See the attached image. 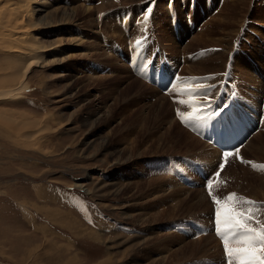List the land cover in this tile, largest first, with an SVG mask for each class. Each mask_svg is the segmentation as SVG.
Returning a JSON list of instances; mask_svg holds the SVG:
<instances>
[{
	"label": "rangeland",
	"instance_id": "1",
	"mask_svg": "<svg viewBox=\"0 0 264 264\" xmlns=\"http://www.w3.org/2000/svg\"><path fill=\"white\" fill-rule=\"evenodd\" d=\"M0 1L6 2V0ZM127 1L84 0L85 7L91 9L93 14L90 22H86V17L82 14L78 26L66 25L61 32L58 29L51 33L44 32V29H41L44 33L40 30H38L40 32H31L33 36L36 35L37 41L46 46L63 37V40L70 37L71 40H75V44L74 47H67L70 49L69 54L73 53L72 60L67 64H51L46 68H36L26 82V90L21 91L17 98L0 99V119L5 124V126L0 125V264H143V262L150 264L151 261L160 259L159 253L163 251H167V257L171 258L166 264H193L198 260L208 264V261L206 262L208 258L217 262L221 259L220 245L213 235L192 240L180 234L185 230V220L193 217L207 221L211 213V205L204 190L202 188L190 190L178 184L169 174L167 165L160 167L161 176L150 175V167L147 166L150 161L156 162L168 156H191L214 168L219 152L211 149L207 143L180 126L174 117L173 105L169 98L157 88L135 77L128 63L113 53L112 42L114 41V48L120 45L125 50V46L131 47V42H135V39L146 37L144 33L146 32L152 35L151 39L154 41L155 38L160 47L173 58L184 59L186 54L189 56L191 53L204 51L205 54L201 59L189 60V63L184 65L182 72L188 81L193 78L199 79L200 75L224 72L229 54L234 49V40L239 39L238 47L246 55L240 53L235 56L233 68L235 79L232 80L237 83L239 89L245 87L246 92L251 88L258 91L264 88V0H224V3L223 0H214L213 13L211 11L213 8L208 9L204 0H198L203 10L199 9V5L191 6L197 9L192 20L197 26H201L199 31L197 29L192 31L187 21L186 13L190 12V0H186L187 6L185 0H171L174 3L173 11H178L175 22L178 24L179 32L176 31L177 27L174 28L170 17L168 7L170 0ZM53 3L57 4L53 7H70V0H53ZM227 5L232 8L228 10ZM149 6H152L153 10L145 27L143 14ZM216 7L220 8L217 13H215ZM105 13L107 14L102 19ZM36 17L37 22L42 15ZM118 17L121 19L119 20ZM122 19L135 33L131 42H126L124 37L121 28ZM117 28L120 31H117ZM103 37L111 43L110 48L105 47ZM76 41L78 45L81 42L79 47ZM9 44L6 47L13 48L14 43ZM85 44L91 47L92 51L89 47L85 48ZM220 55L224 57L221 58ZM163 57L166 59L165 55ZM210 58L214 60L211 61ZM19 59L22 61L19 62ZM24 62V58L18 53H0L1 93L9 89L6 88L8 87L6 81L11 76L19 80L14 77L12 69L16 63L23 65ZM91 75L96 79L89 83L90 86L84 87L81 82ZM98 77L102 80L97 81ZM133 79L137 80L136 82H144L147 87L142 85L144 89L141 88V93L137 95L134 94L136 90L132 89L131 97L125 98L120 94L121 90L128 83L134 82ZM162 79V85H168L169 79L166 77ZM207 85L208 81L205 87ZM135 87L138 89L140 86L136 84ZM177 90L173 88L172 93ZM84 91L90 92L89 97L84 98L86 100L75 99L76 95L80 92L85 93ZM254 94L258 93L254 92ZM160 97H165L168 103L166 102L165 111H160L157 120H154V116L146 125L141 140L144 142L143 148H146L145 154L133 158L124 165L113 163L111 155L114 150L110 144L119 142L121 133L117 132L118 134L109 136L107 139L109 146L102 145L100 137H106L111 133V129L119 124L120 127H124L121 124L127 118L122 115L125 109L131 108L135 113L138 108H144L145 103L149 102L155 104L153 111L159 112ZM130 98L132 99L128 101ZM106 100L114 109L113 122L111 120V124H103L102 128H98L100 122L96 123L97 120L94 116L91 117L90 110L96 107L95 104ZM254 100L260 102L257 98ZM127 101L130 103L133 101L135 105L125 106L128 104ZM170 121H174V124L169 123ZM7 124L21 125L20 130L23 131L15 132ZM170 127H172L171 134L165 135V128ZM133 128L131 126L126 131ZM189 134L203 144L195 141L197 146H192L188 142ZM158 135L163 136L164 139L160 141ZM128 145L126 143L125 147ZM243 152L250 158L264 162V133L259 132L254 136L243 148ZM140 153L141 150L138 154ZM121 175L127 178L126 181ZM225 176L237 179L235 182L232 181L234 182L232 190L257 200H264L263 173H256L240 166L228 167ZM163 177L169 181H165ZM151 181L153 183H150ZM115 183H120L122 186L141 183L144 186L142 191L129 198L126 195L113 193L111 186ZM81 184L85 188H81ZM76 196L83 205L87 202L86 211L90 217L91 212L97 211L96 206H98L109 214L110 220L101 222L100 226L97 224L96 229L87 224L84 209L75 204ZM152 205L156 206L152 208L153 212L149 210ZM131 207L135 209L132 210ZM168 209L169 211H165ZM172 209L174 214L170 212ZM28 210L33 213L30 214ZM137 211H141V214L143 212L148 217V221L143 226L133 223L131 219L132 214L138 213ZM97 217H99L98 213ZM153 220L155 225H152ZM173 222L176 224L172 229L164 230L166 225ZM29 223L34 225L35 231L30 229ZM148 238L154 241L151 243ZM127 249L133 251L125 255Z\"/></svg>",
	"mask_w": 264,
	"mask_h": 264
},
{
	"label": "bare ground",
	"instance_id": "2",
	"mask_svg": "<svg viewBox=\"0 0 264 264\" xmlns=\"http://www.w3.org/2000/svg\"><path fill=\"white\" fill-rule=\"evenodd\" d=\"M125 1V0H124ZM131 1V0H128ZM127 1V2H128ZM133 1V0H132ZM135 1V0H134ZM138 1V0H137ZM136 1V2H137ZM238 2V1H237ZM103 3V2H102ZM126 3V2H125ZM131 3V2H130ZM242 3V2H241ZM51 4V5H50ZM54 5L57 6V4L53 3V0H6V2H2L0 1V53H18L20 54L25 62H24V66L19 63L15 64L14 69H12L14 72V77L18 78L19 80H15V78H11L6 81L9 88L7 91H3L2 93L0 92V99H11V98H17V96H19V93L25 89V86L27 85L26 82H28L29 77L32 73H34L36 68H46L51 66V64H64V63H68V61L72 60V54H69L68 51H70L69 48H67L68 46H73L75 44V40H71L70 39H66L63 40V38H59L57 40L52 41L49 45H43L41 44L39 41H37L38 38H35V36H33V34L31 32L34 31H38L40 30L41 32H43L41 29H44V32L47 33H51L55 30L58 29L59 32L63 31V27L66 25H77L78 21H81V15L83 14L84 17H86V22L89 21L92 17V13H91V9L86 8L84 5V0H70V7L65 8L58 6V7H53ZM69 6V5H68ZM96 6V5H95ZM100 7V6H99ZM98 7V8H99ZM111 7V6H110ZM109 7V8H110ZM115 7V6H113ZM225 7V6H224ZM70 8V9H68ZM94 8V7H93ZM228 10H230L232 7L227 5ZM226 8V9H227ZM106 10V9H105ZM226 10V11H228ZM101 11V10H100ZM104 11V10H103ZM94 13V12H93ZM39 15L42 17H40V20L36 22V20L38 19L36 16ZM216 18V17H215ZM84 19V18H83ZM82 19V20H83ZM97 19V18H95ZM216 20V19H215ZM94 21V20H93ZM165 21V20H164ZM88 22V24H89ZM95 22V21H94ZM97 24V22H95ZM80 24V23H78ZM82 24V23H81ZM91 24V23H90ZM118 25V24H117ZM78 26V25H77ZM94 26V25H93ZM92 26V27H93ZM96 26V25H95ZM98 26V25H97ZM86 27V25H85ZM89 27V26H88ZM91 28V27H90ZM94 28V27H93ZM115 29V26L114 28ZM88 30V29H86ZM93 30V29H92ZM112 30V29H111ZM119 29L117 28V31ZM38 31V32H40ZM57 31V32H58ZM120 31V30H119ZM43 32V33H44ZM113 32V31H112ZM42 33V34H43ZM97 33V32H95ZM117 33V32H116ZM32 34V35H31ZM41 34V33H40ZM44 35V34H43ZM197 35V34H196ZM48 36V34H47ZM60 36V35H59ZM64 36V35H63ZM78 36V35H77ZM100 37V36H99ZM75 38V37H73ZM72 38V39H73ZM79 38V37H78ZM76 39V38H75ZM198 39V38H197ZM79 40V39H78ZM90 40V39H89ZM165 40V39H164ZM196 40V38L194 39ZM91 41V40H90ZM95 41V40H94ZM94 41L92 43H94ZM170 41V40H169ZM14 43L13 44V48L12 46L10 47H6L7 44L9 43ZM87 42V40H86ZM192 42V41H191ZM77 43V41H76ZM89 43V42H88ZM91 43V44H92ZM98 43V42H97ZM197 43V42H196ZM83 44V43H82ZM193 44V43H192ZM10 45V44H9ZM12 45V44H11ZM78 45V43H77ZM75 45V46H77ZM81 45V42H79L78 47ZM101 45V44H100ZM86 46V44H85ZM97 46V45H94ZM165 46V45H164ZM84 47V44H83ZM89 46H86L85 48H87ZM84 48V49H85ZM90 48V51H92V48ZM100 48V47H99ZM93 49L95 50V47H93ZM171 49V48H170ZM78 50V49H77ZM76 50V51H77ZM98 50V49H97ZM100 50V49H99ZM96 51V50H95ZM103 51V50H102ZM182 51V50H181ZM86 52V51H85ZM179 52V51H178ZM83 53V52H82ZM95 53V52H94ZM97 53V51H96ZM104 53V51H103ZM92 54V53H91ZM101 54V53H99ZM153 54V53H152ZM75 55V54H74ZM87 55V54H85ZM90 55V54H89ZM94 54H92L93 56ZM107 55V54H105ZM92 56H89V58H91ZM98 56V55H97ZM111 56V54H110ZM109 56V57H110ZM114 56V55H113ZM78 57V56H76ZM87 57V56H86ZM96 57V56H93ZM101 57V56H100ZM106 57V56H105ZM221 58H223V55H220ZM107 58V57H106ZM111 59V57H110ZM109 59V60H110ZM211 61H213V58H210ZM96 60V59H95ZM101 60V58H100ZM113 60V59H112ZM19 62L22 60H18ZM203 61V60H202ZM209 62V60H208ZM207 62V63H208ZM14 63V62H13ZM18 64L20 66H18ZM199 64V63H198ZM249 69V68H248ZM128 71V69H127ZM248 74V73H247ZM10 75L11 72H10ZM128 75V74H127ZM63 76V75H62ZM66 76V75H64ZM128 77V76H126ZM85 78V77H84ZM125 78V76H124ZM8 79V78H6ZM96 79V77H93L91 75V77L86 78V80H83L81 82V84H84V87L89 85V83L93 82ZM107 79V78H106ZM122 79V78H120ZM132 79V77H131ZM4 80V79H3ZM2 80V81H3ZM101 77H98L97 81H101ZM134 80V79H133ZM1 81V83H2ZM118 81V80H117ZM137 80H134V82L132 83H128L126 85L125 88H122L121 90V95L126 97H129L131 94L132 89H135L136 92L134 93L135 95L140 94L141 93V88L142 85L145 87L146 85H144V82H136ZM4 82V81H3ZM123 83V82H122ZM162 83H163V79H162ZM5 84V83H4ZM4 84L2 85V88L4 86ZM136 84L138 86H140L138 89L136 86ZM77 86V85H76ZM90 86V85H89ZM96 86V85H95ZM147 87V86H146ZM82 88V87H81ZM90 88V87H89ZM144 89V88H143ZM73 90V89H72ZM81 91V90H80ZM68 92V91H67ZM85 92V91H84ZM175 92V91H174ZM157 92H155L156 94ZM76 94V93H75ZM149 94V93H148ZM90 92L86 91L85 93L80 92L79 95H76L75 99H79L81 98L82 100H86L84 98L89 97ZM157 95V94H156ZM133 96V94H132ZM131 97V96H130ZM108 99V98H107ZM123 99V98H122ZM132 98L128 99V101H130ZM134 99V98H133ZM127 101V102H128ZM84 102V101H83ZM167 99L165 97H160L159 99V103H158V107H159V112H154L153 109L154 105L149 102L145 103L144 108L140 107L138 108V110H136V114L132 112L131 108L130 109H125V111H123L122 115H125L127 118H125L123 121V123L121 125H123L124 127H120L119 126H115L114 128H112L111 133H108L106 135V137H100L102 138V145L105 146H109L108 144V138L110 135H115L117 132L121 133V136L119 137V142H116V144H110L112 145V149L114 150V152L111 155V159H113V163H116V165L119 164H123L126 162H129L130 160H132L133 158L136 159L137 156L141 155V154H145L146 152V148H143L144 146V142L141 141L143 138L142 136L144 135L145 129H146V125H148V122L151 120V118H153L155 116L154 120H157V118L159 117V115L161 114L160 111L164 110L165 111V105H166ZM168 103V102H167ZM86 104V103H85ZM135 105V102H128L127 105ZM92 105V104H91ZM96 107L93 108L92 107V111L91 112V117L94 116L96 123L100 122V124H98V128H102L103 124H111V120L114 117V112H113V107L110 104V102L108 100L106 101H102L99 104H95ZM133 107V106H132ZM137 107V106H135ZM157 108V107H156ZM87 110H89V107H87ZM90 113V112H89ZM3 117V116H2ZM172 118V117H170ZM153 120V121H154ZM162 120V119H161ZM172 120H174V118H172ZM113 122V120H112ZM121 123V122H120ZM137 123V125H136ZM169 123H173L174 121H170ZM176 123V122H175ZM157 124V123H156ZM166 125V123H164ZM0 125L1 126H5V124L3 123V121L0 119ZM8 125V124H7ZM6 125V126H7ZM23 125V124H22ZM150 125V123H149ZM21 125L17 126V125H8V127L13 128V131L21 133L20 130ZM26 126V125H25ZM29 126V125H27ZM31 126V125H30ZM134 127L133 129H131L130 131H126L129 127ZM169 127V125H167ZM175 125H173L174 128ZM24 129H26L25 127H22ZM92 128V127H91ZM10 129V128H9ZM33 129V128H32ZM172 127L170 128H165V135H170ZM93 132V131H92ZM161 134L163 132H160ZM118 134V133H117ZM160 134V135H161ZM158 135V139L163 140V136ZM164 135V136H165ZM98 137V136H97ZM99 138V137H98ZM168 138V137H167ZM188 139L190 141H188L189 143L192 144V146L198 144H203V142H201L199 139H197L196 137L192 136L189 134ZM159 141V143H160ZM195 141L197 142L195 144ZM187 142V143H188ZM193 142V143H192ZM126 143H128V147H125ZM151 143V142H150ZM154 143V142H153ZM186 143V144H187ZM151 145V144H150ZM197 146V145H196ZM195 146V147H196ZM209 146V145H208ZM109 148V147H108ZM210 148V147H209ZM206 149H208V147L206 146ZM205 149V150H206ZM212 149V148H211ZM141 150L142 153L138 154V152ZM202 150V149H201ZM203 150V151H205ZM214 150V149H213ZM212 150V151H213ZM211 151V150H210ZM210 151L208 153H210ZM216 151V150H215ZM200 152V151H199ZM216 154V153H215ZM219 154V153H218ZM210 156V155H209ZM212 157V156H211ZM142 158V157H140ZM212 159V158H211ZM213 162V161H212ZM131 164V163H130ZM127 167V166H126ZM121 168V167H120ZM161 171V170H160ZM120 172V171H119ZM127 174V173H126ZM119 176V175H118ZM117 176V177H118ZM123 176V175H121ZM125 178L124 181H126V177L123 176ZM129 177V176H128ZM131 177V176H130ZM137 177V176H136ZM134 178V177H133ZM153 178V177H151ZM164 180L166 177H163ZM168 178V177H167ZM171 179V178H169ZM119 180V179H118ZM138 180V179H137ZM154 180L155 177H154ZM163 180V181H164ZM165 181H169L168 179H166ZM164 181V182H165ZM173 181V180H172ZM164 182L162 184H164ZM123 183V182H122ZM128 183V181H127ZM125 183V184H127ZM150 183H153L152 181ZM161 183V182H160ZM166 183V182H165ZM78 184V183H77ZM124 184V185H125ZM143 184L141 183H137L134 185H127V186H122L120 183H115V185H112L111 188L113 189V193H117V194H122L123 196H129V198H131L133 195H135L136 193L142 191L143 188ZM152 186V185H151ZM150 186V187H151ZM170 186V184H169ZM79 187V186H77ZM80 187H84L82 184L80 185ZM163 187V186H162ZM37 188V187H36ZM85 188V187H84ZM172 188V187H171ZM184 188V187H183ZM147 189H149L147 187ZM161 189V188H160ZM174 189V188H173ZM86 192L90 193L88 190H85ZM178 191V190H177ZM145 192V191H144ZM155 192V191H154ZM176 192V191H175ZM143 193V192H142ZM146 193V192H145ZM144 193V194H145ZM138 195V194H137ZM150 196V194H147ZM154 195V194H153ZM165 195V194H164ZM174 195V194H173ZM201 195V194H200ZM125 196V197H126ZM155 196V195H154ZM163 196V195H162ZM172 196V195H171ZM170 196V197H171ZM206 196V195H205ZM176 197V196H175ZM148 198V197H147ZM204 198V197H203ZM141 199V198H140ZM149 199V198H148ZM151 199V198H150ZM189 199V198H188ZM132 200V199H131ZM130 200V202H131ZM146 200V199H145ZM183 200V199H181ZM180 200V201H181ZM141 201V200H140ZM153 201V198H152ZM203 201V200H202ZM125 202V201H124ZM147 202V201H146ZM154 202V201H153ZM150 203V202H149ZM159 203V202H158ZM189 204V201L187 202ZM199 203V202H198ZM182 204V203H181ZM203 204V203H202ZM135 205V204H134ZM133 205V206H134ZM175 205V204H174ZM196 205V204H195ZM198 205V204H197ZM207 205V204H206ZM159 206V205H158ZM156 206L152 205V207H149V210L152 211V208H154ZM171 207V206H170ZM176 207V206H175ZM194 207V206H193ZM131 209H135V207H131ZM175 209V208H174ZM174 209H172L170 212L171 214H174ZM177 209V208H176ZM148 210V209H147ZM154 211V210H153ZM152 211V212H153ZM165 211H169L165 210ZM133 212V211H132ZM138 213L132 214V221L133 223L143 226L145 225L146 221H148V217L146 214H141V211H137ZM130 213V212H129ZM146 213V212H145ZM161 215V214H160ZM198 215V214H197ZM28 216V215H26ZM130 216V215H129ZM151 216V215H148ZM157 216H159V214H157ZM163 216V213H162ZM161 216V218H162ZM29 217V216H28ZM153 217V216H151ZM158 217H156L157 219ZM172 218V217H171ZM159 219V218H158ZM158 221V220H156ZM67 222V221H66ZM159 222V221H158ZM149 223V222H148ZM147 223V224H148ZM154 220H153V224H154ZM157 223V222H156ZM150 225V224H149ZM151 225V226H152ZM141 230V229H140ZM167 233V232H166ZM94 236H96L95 234H93ZM98 235V234H97ZM153 235V234H152ZM172 235V234H171ZM101 236V235H99ZM164 236V235H163ZM173 236V235H172ZM102 237V236H101ZM143 237V236H142ZM166 237V236H165ZM178 237V236H177ZM94 238V237H92ZM158 238V237H157ZM173 238V237H172ZM96 239H103V238H99L96 237ZM139 239V238H138ZM145 239V238H144ZM149 239V238H148ZM159 239V238H158ZM209 239V238H208ZM123 240V239H121ZM152 241L149 239V242L152 243ZM158 241V240H157ZM121 242V241H120ZM210 242V241H209ZM175 243V242H174ZM120 244V243H119ZM160 244V243H159ZM207 244V243H206ZM210 244V243H209ZM212 244V243H211ZM188 245V244H187ZM145 246V245H144ZM169 246V245H168ZM190 246V244H189ZM199 246V245H198ZM137 247H141V245H137ZM186 247V246H185ZM189 248V247H187ZM136 249V248H135ZM181 249V248H180ZM192 249V248H191ZM194 249V248H193ZM201 250V249H200ZM132 252L133 250H126L124 253L126 255V253L128 252ZM155 251V250H154ZM178 251V250H177ZM194 251V250H193ZM211 252V251H210ZM146 253V252H145ZM158 253V252H157ZM174 253V252H173ZM189 253V252H188ZM209 253V252H208ZM160 259L158 260H154L151 261L150 264H166L168 263V261L171 259L169 258V256L167 257V251H163L160 252ZM172 254V253H171ZM175 254V253H174ZM186 254V253H185ZM192 254V253H191ZM219 254V253H218ZM155 255V254H153ZM153 257V256H152ZM155 257V256H154ZM172 257V255H171ZM142 258V257H141ZM146 258V257H145ZM159 258V257H158ZM140 262V261H139ZM137 264V263H136ZM140 264V263H139ZM142 264V263H141ZM144 264V262H143ZM147 264V263H146ZM149 264V263H148Z\"/></svg>",
	"mask_w": 264,
	"mask_h": 264
},
{
	"label": "snow or ice",
	"instance_id": "3",
	"mask_svg": "<svg viewBox=\"0 0 264 264\" xmlns=\"http://www.w3.org/2000/svg\"><path fill=\"white\" fill-rule=\"evenodd\" d=\"M152 10V6H149L143 14L145 27H147ZM139 43L140 41L137 40V45ZM143 69L144 65H141L140 70L143 71ZM178 79V77H174L164 87V91L168 92L169 89L177 87L175 81ZM206 84L207 80L193 78L185 81L183 90L177 93L178 96L187 97V99L177 100L176 103L190 109L187 112L177 111L181 122L188 127L204 124L207 119L220 113H223L221 120L228 117L225 105L217 107L213 112H205L204 109L210 107V104L197 102L212 96V88H206ZM234 151H238V149L225 151L224 159L227 160ZM214 175L218 176L219 170ZM212 182L211 176L205 182L210 195ZM212 201L215 205L213 216L215 234L223 242L226 264H264V221L259 218V213L264 211V205L246 198L239 199L236 193H232L226 198L212 196Z\"/></svg>",
	"mask_w": 264,
	"mask_h": 264
}]
</instances>
